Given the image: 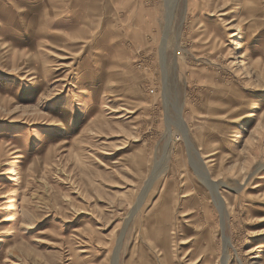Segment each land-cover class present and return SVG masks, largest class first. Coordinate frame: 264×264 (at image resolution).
<instances>
[{
    "label": "rangeland",
    "instance_id": "374dc122",
    "mask_svg": "<svg viewBox=\"0 0 264 264\" xmlns=\"http://www.w3.org/2000/svg\"><path fill=\"white\" fill-rule=\"evenodd\" d=\"M50 1L0 0V264H264V0Z\"/></svg>",
    "mask_w": 264,
    "mask_h": 264
},
{
    "label": "bare ground",
    "instance_id": "6f19581e",
    "mask_svg": "<svg viewBox=\"0 0 264 264\" xmlns=\"http://www.w3.org/2000/svg\"><path fill=\"white\" fill-rule=\"evenodd\" d=\"M184 119L181 118L180 120L182 121V125L185 128V130H184V132H185L184 133L185 134V139H186L188 145L190 146L191 143L189 142V139L187 137L188 136L187 135L188 131H187V127H186L187 122ZM194 165H195L196 171L199 174V176L201 177L204 185L206 184V186L209 187L213 191V194L215 196V201H216L217 205L219 206V208L221 209L222 213L226 212V201H225V197L223 196V194H221V191L219 190V184L220 183L217 182L215 179H212L211 176H210L209 171L206 170V169H204V168H202V166L197 161L195 162ZM224 239H225V245H224L225 249H224V255L222 257L223 262L221 261V264H229V261H228L227 256H228V247L230 246V241H229V238L226 235L224 236ZM120 244H121V238L118 240V242L115 245L114 254H113V257H112V260H111V264H119V249H120ZM163 247H165L164 256H167L168 255V248H169L168 247V244H166V246H163ZM177 252H179V251H177ZM164 256L161 258L162 264H175L176 263L175 258H172L171 260L166 261ZM180 260H182V258H180Z\"/></svg>",
    "mask_w": 264,
    "mask_h": 264
},
{
    "label": "crops",
    "instance_id": "0c3cea01",
    "mask_svg": "<svg viewBox=\"0 0 264 264\" xmlns=\"http://www.w3.org/2000/svg\"><path fill=\"white\" fill-rule=\"evenodd\" d=\"M30 1H35V3H33L34 5L36 4V3H38V1H41V0H30ZM50 1V0H49ZM53 1V0H52ZM52 1H50L51 3H52ZM70 1H71V3H70ZM69 2H64V3H68V6L70 5V7L69 8H72L71 9V11H74V6L72 5L73 4V1L74 0H70ZM75 2V1H74ZM61 4V6H63L64 8H65V5H63L62 3H60ZM52 5H59V1L57 0V2H55L54 4H52ZM51 5V6H52ZM33 6V5H32ZM11 7V6H10ZM10 7L9 8H6V9H10ZM13 7V6H12ZM11 7V8H12ZM55 7V6H54ZM5 8V7H4ZM51 13H52V15H55V16H58L57 14H61V13H58L57 11L55 12V11H51ZM10 15V14H9ZM56 28H58V27H56ZM55 28V29H56Z\"/></svg>",
    "mask_w": 264,
    "mask_h": 264
}]
</instances>
